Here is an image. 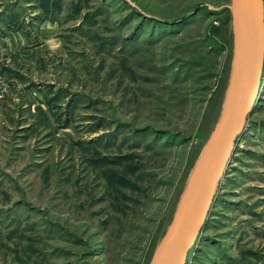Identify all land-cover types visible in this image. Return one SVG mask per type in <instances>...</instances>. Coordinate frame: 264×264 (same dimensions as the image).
I'll return each instance as SVG.
<instances>
[{
	"label": "rangeland",
	"instance_id": "374dc122",
	"mask_svg": "<svg viewBox=\"0 0 264 264\" xmlns=\"http://www.w3.org/2000/svg\"><path fill=\"white\" fill-rule=\"evenodd\" d=\"M231 0H0V264H149L226 102ZM184 264H264V65Z\"/></svg>",
	"mask_w": 264,
	"mask_h": 264
},
{
	"label": "water",
	"instance_id": "95a60500",
	"mask_svg": "<svg viewBox=\"0 0 264 264\" xmlns=\"http://www.w3.org/2000/svg\"><path fill=\"white\" fill-rule=\"evenodd\" d=\"M225 7L234 24V54L224 109L149 264L185 263L259 86L264 62V0H231Z\"/></svg>",
	"mask_w": 264,
	"mask_h": 264
},
{
	"label": "bare ground",
	"instance_id": "6f19581e",
	"mask_svg": "<svg viewBox=\"0 0 264 264\" xmlns=\"http://www.w3.org/2000/svg\"><path fill=\"white\" fill-rule=\"evenodd\" d=\"M256 94H257V92H256ZM256 94H255V96H256ZM255 96H254V98H255ZM254 98H253V100H254ZM253 100H252V102H253ZM252 105V104H251ZM246 118V117H245ZM244 121H245V119H244ZM243 124H244V122H243ZM243 126V125H242Z\"/></svg>",
	"mask_w": 264,
	"mask_h": 264
},
{
	"label": "trees",
	"instance_id": "16d2710c",
	"mask_svg": "<svg viewBox=\"0 0 264 264\" xmlns=\"http://www.w3.org/2000/svg\"><path fill=\"white\" fill-rule=\"evenodd\" d=\"M263 65H264V62H263Z\"/></svg>",
	"mask_w": 264,
	"mask_h": 264
}]
</instances>
